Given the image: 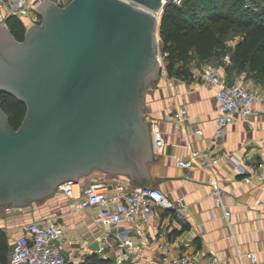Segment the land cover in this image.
Returning <instances> with one entry per match:
<instances>
[{
	"label": "water",
	"instance_id": "water-1",
	"mask_svg": "<svg viewBox=\"0 0 264 264\" xmlns=\"http://www.w3.org/2000/svg\"><path fill=\"white\" fill-rule=\"evenodd\" d=\"M165 6L43 0L23 40L0 24V92L27 107L16 129L0 106V206L27 207L96 172L156 187L145 113L150 84L164 71Z\"/></svg>",
	"mask_w": 264,
	"mask_h": 264
},
{
	"label": "crops",
	"instance_id": "crops-1",
	"mask_svg": "<svg viewBox=\"0 0 264 264\" xmlns=\"http://www.w3.org/2000/svg\"><path fill=\"white\" fill-rule=\"evenodd\" d=\"M37 15L19 17L28 27L39 21ZM199 62L184 66L179 76H170L165 66L162 75L150 84L145 113L151 131L165 140L149 164L152 184L171 199L183 198L188 207L187 218L180 220L174 211L157 205L147 224L124 223L107 230L95 221L96 209H80L63 192L57 191L43 203L9 211L0 207L1 211H6L5 216H0V228L7 233L11 250L23 233L24 225L51 217L65 227L62 248L71 264L91 253L103 256V252L90 248L97 240L108 241L105 252L120 264H167L163 248L176 256L217 257L221 264L247 263L240 255L255 251L264 264V211L261 206L264 181L256 178L264 167V100L258 105L259 115L230 125L223 136L217 137L216 89L203 83L201 70L206 62ZM216 64L225 70L231 83L243 74L223 61ZM181 107L189 111L184 120L174 117ZM198 127L204 130L203 134L197 133ZM210 145L226 149L235 158L210 168L186 169L178 164L179 159L189 158L193 151ZM99 177L136 186L126 178L100 172L82 182L88 184ZM214 182L220 183L228 193L224 201L232 211L230 223L225 221L224 210L213 197L211 184ZM123 239L131 241L129 252L122 245Z\"/></svg>",
	"mask_w": 264,
	"mask_h": 264
},
{
	"label": "built area",
	"instance_id": "built-area-1",
	"mask_svg": "<svg viewBox=\"0 0 264 264\" xmlns=\"http://www.w3.org/2000/svg\"><path fill=\"white\" fill-rule=\"evenodd\" d=\"M42 1L0 0V24H5L10 15L37 14V6ZM54 1L65 6L72 0ZM164 1L166 4L182 5L186 0ZM158 56L165 67L164 61L167 53H163L160 47ZM223 60L227 65H231L232 55L226 54ZM201 78L205 85L216 89L217 117L215 125L217 137L223 136L230 125L248 120L261 113L258 105L264 100V86L246 73L231 83L220 65L206 62L201 70ZM188 116V108L181 107L174 117L184 120ZM203 132L202 128H197V133L203 134ZM151 137L153 150L156 152L159 147L165 144V140L160 134L152 131ZM230 158H235V156L226 149L210 145L203 150L193 151L189 158L179 159L178 164L186 169L195 166L210 168ZM256 178L264 181V167ZM247 180L250 181L251 178ZM211 190L215 202L224 210L225 221L230 223L232 211L224 201L228 194L226 189L220 183L214 182L211 184ZM58 191L63 192L80 209H96L95 221L107 230L114 229L124 223L147 224L152 219L154 207L157 205L174 211L180 220L187 218L188 207L184 199H171L157 186L151 189L144 186L129 187L124 181L110 182L105 177H99L88 184H84L82 181L64 182L59 186ZM261 206L264 211V200L261 202ZM5 209L9 211L12 208L5 207ZM139 231L141 232V230ZM65 232V227L51 217H42L29 222L24 225L23 233L16 239L8 264H70L72 261L66 258L62 248ZM107 245V240L100 241L99 251L104 253V258L111 257L105 252ZM122 245L129 252L131 241L125 239ZM163 250V259L167 264H221L217 257L201 259L188 255L176 256L164 248ZM240 256L247 259V263L243 264H262L255 251H249Z\"/></svg>",
	"mask_w": 264,
	"mask_h": 264
},
{
	"label": "trees",
	"instance_id": "trees-1",
	"mask_svg": "<svg viewBox=\"0 0 264 264\" xmlns=\"http://www.w3.org/2000/svg\"><path fill=\"white\" fill-rule=\"evenodd\" d=\"M176 5L167 3L160 27L161 49L167 53L166 69L170 76H179L194 57L209 62L220 50V32L217 25L228 20L229 9L226 0H197V3ZM251 17L243 26V39L236 45L233 55V68L246 73L264 86V15L260 21ZM6 24L18 40H23L26 25L18 15H10ZM184 71V70H183ZM0 106L9 115L11 124L18 128L22 123L27 107L9 93L0 92ZM11 245L7 233L0 228V264H8ZM114 258H104L95 252L73 264H114ZM71 264V263H70Z\"/></svg>",
	"mask_w": 264,
	"mask_h": 264
},
{
	"label": "rangeland",
	"instance_id": "rangeland-1",
	"mask_svg": "<svg viewBox=\"0 0 264 264\" xmlns=\"http://www.w3.org/2000/svg\"><path fill=\"white\" fill-rule=\"evenodd\" d=\"M197 3V0H189L185 5L188 6L189 3ZM226 7L229 9L228 20L221 22L217 25V31L220 32V50L218 54L210 59L209 62L221 63L223 57L226 54L233 55L234 49L236 45L243 39L244 29L243 26L246 21H251V17H256V21L261 20V16L264 15V0H226ZM30 15V13H26ZM38 20H40V16H36ZM161 39V38H160ZM161 44V40H160ZM161 48V46H160ZM198 57H194L189 64L193 62L200 63V60H197ZM164 65L166 66V61H164ZM236 70V64L232 65ZM84 179V178H83ZM51 197V196H50ZM50 197L37 201L35 203L39 204V202H45ZM33 203L32 205H34ZM2 207V206H0ZM6 210V209H5ZM5 210L0 209V216H5ZM114 264H120L119 260H113Z\"/></svg>",
	"mask_w": 264,
	"mask_h": 264
}]
</instances>
